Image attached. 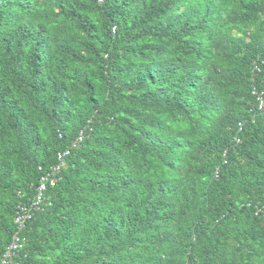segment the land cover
Wrapping results in <instances>:
<instances>
[{
  "label": "trees",
  "instance_id": "obj_1",
  "mask_svg": "<svg viewBox=\"0 0 264 264\" xmlns=\"http://www.w3.org/2000/svg\"><path fill=\"white\" fill-rule=\"evenodd\" d=\"M264 0H0V260L80 131L20 264H264Z\"/></svg>",
  "mask_w": 264,
  "mask_h": 264
},
{
  "label": "built area",
  "instance_id": "obj_2",
  "mask_svg": "<svg viewBox=\"0 0 264 264\" xmlns=\"http://www.w3.org/2000/svg\"><path fill=\"white\" fill-rule=\"evenodd\" d=\"M256 98L258 111L264 113V91L254 88L252 91ZM85 138V131L82 130L78 136L71 142L69 148L65 151L58 153L57 162L52 165L45 174L42 175L39 181V185L36 190V195L31 203L26 206L24 204L19 205L17 210V216L15 218L16 230L13 233L12 240L7 246L0 264H20L16 258L23 250L26 242V237L23 236V230L26 225V221L31 216L40 211L43 208L45 200V192L48 185H54L57 182V176L61 172L62 168L66 165L65 157L68 156L71 150L78 148Z\"/></svg>",
  "mask_w": 264,
  "mask_h": 264
}]
</instances>
